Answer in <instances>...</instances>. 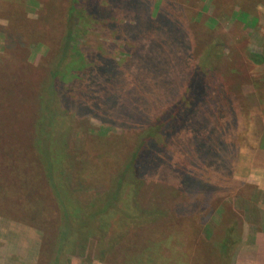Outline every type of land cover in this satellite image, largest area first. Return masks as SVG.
I'll return each instance as SVG.
<instances>
[{
	"label": "rangeland",
	"instance_id": "374dc122",
	"mask_svg": "<svg viewBox=\"0 0 264 264\" xmlns=\"http://www.w3.org/2000/svg\"><path fill=\"white\" fill-rule=\"evenodd\" d=\"M68 2L0 0V208L42 230L40 264H248L255 242L264 264V0H81L59 65ZM198 71L206 96L138 173V208L167 213L132 218L129 184L122 213L101 216L103 242L122 239L99 260L98 236L76 224ZM62 149L60 179L89 207L64 242L36 160Z\"/></svg>",
	"mask_w": 264,
	"mask_h": 264
},
{
	"label": "trees",
	"instance_id": "16d2710c",
	"mask_svg": "<svg viewBox=\"0 0 264 264\" xmlns=\"http://www.w3.org/2000/svg\"><path fill=\"white\" fill-rule=\"evenodd\" d=\"M81 0H69L68 4V19H69V29L67 30L68 33L66 34L64 42H63V52H64V59L59 62V65L64 62L67 58V53L69 51V45L74 38L75 31L77 30V21L78 18V6ZM76 7V8H75ZM76 9V11H75ZM73 22V23H72ZM73 48V47H72ZM251 59L257 63H262L263 59L260 56L251 55ZM58 79V78H56ZM205 76L202 71H198L195 75V78L190 82V87H188L187 93L183 96V99L180 102L170 106V108L164 112L156 121V123L147 130V133L142 137L141 142L138 146L134 149V154L131 160L130 166L123 170L122 174H116L113 177L112 183L108 189L100 192V195L97 196V199L94 200L92 205H95V209H85L87 214H84V221L81 223L79 222L76 226L79 229L86 230V235L91 236L92 234H96V243L95 247L98 249V259L104 260L106 255L117 245L120 243L122 239L121 231H116L114 234L112 233V237L109 242H103L107 235L110 233L108 228H105L104 222L101 220L102 215H107L109 212L114 210L121 211V201L124 200V191L126 188L129 187L130 184V192L128 197L125 195L126 198L130 199L134 206H135V215H132L134 219H143L155 217L158 214H166L167 212H163V210H159V208H148L146 211L138 208L139 206L136 204L137 195L139 194L142 181L138 177L140 165L142 161L149 155L157 146V142L163 138V135L168 136L173 130L179 127V125L186 120L188 115L191 113V107L194 102H199L206 96V87H205ZM58 81H56V85L59 88ZM62 85V84H61ZM190 109V110H189ZM48 138V137H47ZM47 138H41L40 143H46ZM53 138L52 145H56L58 143V139L56 137ZM33 142V141H32ZM40 143L33 144V147L41 146ZM47 154V160L43 159L41 155L38 154V159H36L40 164H43L44 170L43 173L45 175L46 181L52 191L59 207L64 212V217L62 221L64 222V226L60 228V239L64 242V239H67L69 234L70 226L69 220L75 218V215L81 211V209L89 208L83 207L78 204L77 198L74 196V191L72 187L67 182H62L60 179L59 174H62V168H56L57 166H63V158H64V149H62L59 153L55 154ZM67 157V156H66ZM42 160L39 161V160ZM138 161V163H137ZM43 175V174H42ZM136 176V177H135ZM43 180V178H42ZM47 185V186H48ZM138 201V199H137ZM82 207V208H81ZM123 208V207H122ZM122 213V211L120 212ZM128 211L125 214H129ZM72 214V215H71ZM97 222L100 223L95 225ZM99 230L100 232L97 233L95 231ZM98 234V235H97ZM125 234V233H124ZM235 243L232 240L231 236L224 240V247ZM63 243L58 242V252L62 251ZM227 253L229 256V261L231 260V253L227 249ZM59 261L57 258L53 259V261ZM52 261V262H53ZM230 264V263H229Z\"/></svg>",
	"mask_w": 264,
	"mask_h": 264
},
{
	"label": "crops",
	"instance_id": "0c3cea01",
	"mask_svg": "<svg viewBox=\"0 0 264 264\" xmlns=\"http://www.w3.org/2000/svg\"><path fill=\"white\" fill-rule=\"evenodd\" d=\"M23 210V207H21ZM25 210V209H24ZM17 214L0 208V264H40L43 247L42 230L34 223L20 219ZM257 263L258 243L248 248ZM248 263V264H249ZM247 264V263H241Z\"/></svg>",
	"mask_w": 264,
	"mask_h": 264
}]
</instances>
